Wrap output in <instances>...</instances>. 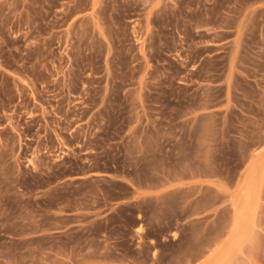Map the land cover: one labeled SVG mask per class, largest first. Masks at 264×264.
Here are the masks:
<instances>
[{"label":"rangeland","instance_id":"1","mask_svg":"<svg viewBox=\"0 0 264 264\" xmlns=\"http://www.w3.org/2000/svg\"><path fill=\"white\" fill-rule=\"evenodd\" d=\"M0 264H264V0H0Z\"/></svg>","mask_w":264,"mask_h":264}]
</instances>
